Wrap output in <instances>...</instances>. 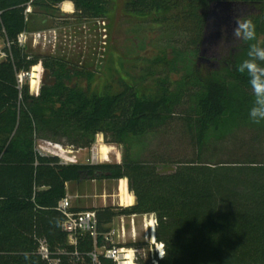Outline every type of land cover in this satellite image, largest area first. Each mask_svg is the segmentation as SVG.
<instances>
[{"label":"trees","instance_id":"obj_1","mask_svg":"<svg viewBox=\"0 0 264 264\" xmlns=\"http://www.w3.org/2000/svg\"><path fill=\"white\" fill-rule=\"evenodd\" d=\"M64 1L0 0V37L5 43L0 60V264H46L37 254L41 243L58 264H89L87 255L106 246L102 235L114 218L149 214L156 219L154 240L163 251L156 264H264V160L252 154L225 161L213 156L221 142L236 141V133L247 127L259 125L264 133V121L257 124L249 117V78L237 71L247 58L248 43L225 34L209 57L219 68L202 72L196 64L215 0H127L124 10L137 17L160 14L157 20L170 17L183 26L190 48L164 60L167 70L156 78L154 91L140 93L122 83L115 93L97 95L69 86L72 78L88 73L17 43L19 34L35 28L37 17L56 18ZM70 1L78 20H104L110 13L111 0ZM231 1L246 6L244 17L256 25L254 42L264 46V1ZM28 5L31 13L26 16ZM37 65L55 74V84L41 85L32 95L27 78L19 87L17 76ZM179 71L182 75L174 81L171 76ZM185 99L190 110L182 121L194 149L192 158H142L145 146L134 153L145 137L172 120ZM97 134L122 146L119 164L64 165L35 151L37 140L88 148ZM88 180H125L134 203L117 211L91 210L98 235L95 244L88 235L78 238L75 261L71 246L66 253L53 251L66 240L58 205L66 184ZM97 257L99 264H114L101 254ZM141 264L153 263L148 259Z\"/></svg>","mask_w":264,"mask_h":264},{"label":"rangeland","instance_id":"obj_2","mask_svg":"<svg viewBox=\"0 0 264 264\" xmlns=\"http://www.w3.org/2000/svg\"><path fill=\"white\" fill-rule=\"evenodd\" d=\"M126 1L111 0L107 18L94 21L76 19L71 1L65 0L58 6L59 12L56 18L52 19L48 16L36 18V26L30 27L29 33L30 35L44 33L45 37L33 40V37L29 36L25 49L41 56L61 60L69 64L68 69L88 73L89 77H74L69 82V86L75 85L81 91H89L97 95L111 94L117 92L122 83L134 85L140 93L147 94L151 90L154 91L156 78H161L167 70L163 68L162 63L164 60H170L176 52L190 48L188 43L190 34L184 31L185 28L179 23H172L170 17L167 20H163L162 17L157 20L160 14L156 17L155 15L137 17L125 11L123 5ZM65 3H71V13L63 10ZM4 47L5 43L0 37V57ZM34 67L36 69L34 71L31 69L29 72L30 77H24L27 78L26 82L32 95L38 93L43 71L41 65ZM206 67L208 68L203 66L201 71L207 70ZM31 74L36 76L35 79L31 78ZM181 75L182 72L179 71L171 78L175 81ZM50 76L55 78L54 73ZM32 81L37 83V89L36 87L31 89ZM187 110H190V103L185 99L184 105L175 110L172 120L161 125L152 136L145 137L140 147H134V153L145 146L142 158H149L151 155L170 161L192 158L194 149L182 121ZM258 127L259 125L251 129L247 127L246 130L236 133V141L231 139L221 142L217 152L213 154L215 160H236L251 154L258 160H264V133L259 132ZM95 140L96 136L88 148H75L73 154L77 157L78 164L92 165L90 162L92 152L94 148L101 146L107 149V153L100 154V161L95 165L119 164L122 161V146L107 143L108 140L103 135L101 142L96 143ZM41 141L44 140H37L35 147ZM211 155L210 152L205 154L206 157ZM171 168L172 166H169L164 171ZM118 182L88 180L78 183L80 184L78 186L77 183H68L67 186L65 185V198L68 199L70 206H77L79 210L110 208L117 211L126 207L120 205L117 198ZM70 193H75L77 198L72 199L67 196ZM127 194L131 195L128 190ZM90 198H95L98 202L96 208L88 206ZM150 215L152 214L146 215V219ZM119 218L120 216H117L113 220L115 223L109 228V231L115 233L112 244L123 248L124 251H136L132 264H141L148 259L158 258L159 253L156 247L163 252L162 246L156 244L155 240L152 242L150 236L145 233L143 216L135 220V225L126 219L127 216H124V223L120 222ZM118 225H120L119 228ZM121 228L124 230L123 236H121ZM132 231H134L133 234ZM68 246L66 238L63 243L57 244L53 251L66 253ZM97 252H101V249Z\"/></svg>","mask_w":264,"mask_h":264},{"label":"built area","instance_id":"obj_3","mask_svg":"<svg viewBox=\"0 0 264 264\" xmlns=\"http://www.w3.org/2000/svg\"><path fill=\"white\" fill-rule=\"evenodd\" d=\"M31 13V8L28 5L27 8L24 11V14L27 16ZM29 36L33 37V40L36 39H44L45 35L44 33H33L30 35L28 32H23L18 35L17 37V43L21 47H25L27 44V39ZM4 56L3 54L1 55ZM0 57V58H2ZM29 73L27 74H19L17 76L19 87L23 82L24 77H28ZM96 143L102 141V135H96ZM35 151L40 156H50V157H56L59 159L61 164L69 165V164H77L78 160L77 157L73 154L74 149L69 147H64L61 144L58 143H52L50 141H41L35 147ZM100 161V156L98 155V148H94L92 152V156L90 158L91 164L95 165ZM125 181V180H124ZM126 184V181H125ZM120 204V202H119ZM121 205V204H120ZM59 211L64 216V220L61 225L62 232L66 235V238L68 240L69 246L74 248V251L72 253V257L75 258V261H78L79 255L76 250L77 246V240L79 237H82L84 235H88L92 240L94 241L97 238V220L96 215L94 211L91 210H84V211H77L72 212L70 209V203L67 198H64L60 201L58 205ZM146 215H143V229L145 233L150 236L151 241L154 242V229L156 226V219L154 215H150L148 219H146ZM121 236L124 234V230L121 228L120 230ZM134 231H132L133 234ZM149 232V234H148ZM115 235L114 231H109L108 233L102 235L104 241L106 242V246L101 249V252H97V249H94L91 253H89L87 256L89 257V264H99L98 262V255H103L104 258L109 259L114 264H124V258L127 257L126 254L128 252L131 255V261L133 262L134 253L136 251H124L123 248L118 247L114 244H112V237ZM162 248V247H161ZM38 256L41 258L42 261H44L46 264H58L59 260L52 258V254L49 250V247L45 243H41L38 250H37ZM162 254L160 253L157 255L158 258H160ZM153 264H156L155 260H152Z\"/></svg>","mask_w":264,"mask_h":264},{"label":"clouds","instance_id":"obj_4","mask_svg":"<svg viewBox=\"0 0 264 264\" xmlns=\"http://www.w3.org/2000/svg\"><path fill=\"white\" fill-rule=\"evenodd\" d=\"M234 22L233 37L248 43L247 58L238 65L237 71L247 74L249 78L253 95L249 117L252 122L259 124L264 121V46L254 42L257 33L252 19L238 16Z\"/></svg>","mask_w":264,"mask_h":264},{"label":"water","instance_id":"obj_5","mask_svg":"<svg viewBox=\"0 0 264 264\" xmlns=\"http://www.w3.org/2000/svg\"><path fill=\"white\" fill-rule=\"evenodd\" d=\"M237 4L227 0H215V2L209 7L207 18V31L203 35V43L216 44L218 38L221 36L222 27H229L231 24L235 26L233 21V13L236 10ZM199 57L202 56L204 49L202 47ZM51 73L47 69H43L41 75V85L53 86L55 84V78L50 76ZM95 175H102L101 172H95ZM107 176L106 173H103Z\"/></svg>","mask_w":264,"mask_h":264},{"label":"flooded vegetation","instance_id":"obj_6","mask_svg":"<svg viewBox=\"0 0 264 264\" xmlns=\"http://www.w3.org/2000/svg\"><path fill=\"white\" fill-rule=\"evenodd\" d=\"M227 1H229V0H227ZM231 2H233V1H231ZM234 3H236V2H234ZM236 4H237L236 10L233 13V21H234L235 17H238V16L244 17L246 15V6L243 4H239V3H236ZM234 27L235 26L233 24H231L228 28L222 27L221 36L218 38L216 44L207 43V41L205 43L202 42V47L204 49V52H203L202 56L197 59V64H196L197 68L199 70H201L203 66H208V69L219 68L218 63L217 62H211L209 60V57L211 56L212 52H216L218 50L219 45L221 43V39L225 34L232 35V31H233ZM205 31H207V22H206ZM200 53H202V52L200 51ZM200 53H199V55H200ZM206 69H207V67H206Z\"/></svg>","mask_w":264,"mask_h":264},{"label":"bare ground","instance_id":"obj_7","mask_svg":"<svg viewBox=\"0 0 264 264\" xmlns=\"http://www.w3.org/2000/svg\"><path fill=\"white\" fill-rule=\"evenodd\" d=\"M63 5V4H62ZM63 10L66 12V13H71L72 12V5H71V3H65L64 5H63ZM36 68L35 67H33L32 68V70L34 71ZM30 77V76H29ZM35 77L36 76H34V74H31V78L32 79H35ZM36 85H37V83L35 82V81H32L31 82V89L33 90L34 89V87H36ZM35 89H37V87L35 88ZM107 153V149L105 148V147H103V146H101V147H99L98 148V155L100 156V154L101 155H105ZM118 194H117V198H118V200H119V202H120V204L122 205V206H126V207H128V206H131L132 204H133V197H132V195H128L127 194V188H126V184H125V181L124 180H120L119 182H118ZM157 246V245H156ZM156 251L158 252V253H160V255L162 254V252H161V250H159L158 249V247H156ZM127 255V257L126 258H124L125 260H124V264H132V261H131V255H130V253H128V254H126Z\"/></svg>","mask_w":264,"mask_h":264},{"label":"crops","instance_id":"obj_8","mask_svg":"<svg viewBox=\"0 0 264 264\" xmlns=\"http://www.w3.org/2000/svg\"><path fill=\"white\" fill-rule=\"evenodd\" d=\"M68 184H66V186H67ZM78 185H80V184H78L77 183V186ZM67 196H69L70 198H72V199H76L77 198V196H76V194L75 193H70V195H68L67 194ZM98 202L95 200V198H90V200H89V207H94V208H96L98 205H96ZM133 203H134V201H133ZM71 207V209H76L77 211H84V210H79L78 208L79 207H77V206H70ZM142 216H127V218L126 219H128L129 221H132L133 223H134V225H135V220H138V219H140ZM115 219V218H114ZM113 219V220H114ZM119 221L120 222H123L124 223V216H120V218H119ZM116 222H118V221H116ZM115 223V221H112L111 222V224L108 226V228H110V226H112V224H114ZM119 223V222H118ZM119 226L120 225H118V228H119ZM117 230H119V229H117Z\"/></svg>","mask_w":264,"mask_h":264}]
</instances>
